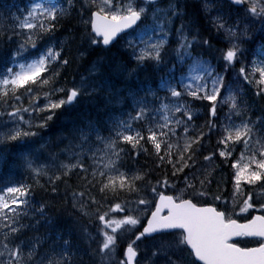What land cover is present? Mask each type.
Returning a JSON list of instances; mask_svg holds the SVG:
<instances>
[{
  "label": "snow or ice",
  "instance_id": "6c2138e0",
  "mask_svg": "<svg viewBox=\"0 0 264 264\" xmlns=\"http://www.w3.org/2000/svg\"><path fill=\"white\" fill-rule=\"evenodd\" d=\"M261 193L264 0H0V264H264Z\"/></svg>",
  "mask_w": 264,
  "mask_h": 264
},
{
  "label": "flooded vegetation",
  "instance_id": "af4514ba",
  "mask_svg": "<svg viewBox=\"0 0 264 264\" xmlns=\"http://www.w3.org/2000/svg\"><path fill=\"white\" fill-rule=\"evenodd\" d=\"M241 240H247V241H253V240H249L247 238H240ZM255 243L254 242H249L246 244V246H251V245H254ZM243 246H245L244 244H242ZM256 245V244H255Z\"/></svg>",
  "mask_w": 264,
  "mask_h": 264
},
{
  "label": "trees",
  "instance_id": "16d2710c",
  "mask_svg": "<svg viewBox=\"0 0 264 264\" xmlns=\"http://www.w3.org/2000/svg\"><path fill=\"white\" fill-rule=\"evenodd\" d=\"M3 2H7V0H3ZM61 123H66V121H62ZM15 172L18 174L20 171L16 170ZM37 199H39V197H37Z\"/></svg>",
  "mask_w": 264,
  "mask_h": 264
},
{
  "label": "rangeland",
  "instance_id": "374dc122",
  "mask_svg": "<svg viewBox=\"0 0 264 264\" xmlns=\"http://www.w3.org/2000/svg\"><path fill=\"white\" fill-rule=\"evenodd\" d=\"M13 171L20 170V169H12Z\"/></svg>",
  "mask_w": 264,
  "mask_h": 264
}]
</instances>
